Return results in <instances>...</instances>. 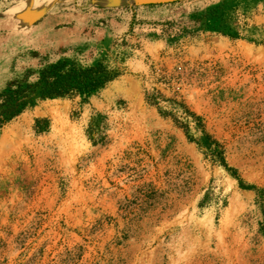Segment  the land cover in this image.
<instances>
[{
  "label": "rangeland",
  "instance_id": "obj_1",
  "mask_svg": "<svg viewBox=\"0 0 264 264\" xmlns=\"http://www.w3.org/2000/svg\"><path fill=\"white\" fill-rule=\"evenodd\" d=\"M213 4L239 37L191 17ZM58 59L119 74L0 126V264H264V0H0V91Z\"/></svg>",
  "mask_w": 264,
  "mask_h": 264
},
{
  "label": "trees",
  "instance_id": "obj_2",
  "mask_svg": "<svg viewBox=\"0 0 264 264\" xmlns=\"http://www.w3.org/2000/svg\"><path fill=\"white\" fill-rule=\"evenodd\" d=\"M175 1L178 0H170L164 3ZM191 17L195 20L204 18L202 22L204 27L225 34L230 38L240 36L237 30V20L231 15L223 13L220 4L198 9ZM118 74L116 65L110 66L108 62L102 60L83 66L74 60L58 59L43 63L36 69L27 68L20 77L7 80L4 88L0 91V126L30 107L34 99L77 97L80 102H84L91 94L101 89ZM148 98L153 99L151 95ZM169 105L175 110L179 108L181 120L178 123L185 131H187L190 122H193L194 127L202 128L200 117L187 110L182 104L171 99ZM161 110V112H165V110ZM36 123H42L40 130H43L46 120H36ZM93 125L92 120L89 130ZM203 135L211 143V147H209L211 160L218 161L225 166L218 143L211 139L207 133L204 132ZM250 187V185L246 186V188ZM256 204L260 216L257 222L258 231L264 236V196L262 191L256 193Z\"/></svg>",
  "mask_w": 264,
  "mask_h": 264
},
{
  "label": "crops",
  "instance_id": "obj_3",
  "mask_svg": "<svg viewBox=\"0 0 264 264\" xmlns=\"http://www.w3.org/2000/svg\"><path fill=\"white\" fill-rule=\"evenodd\" d=\"M121 1V0H119ZM36 2V1H35ZM18 19L22 21V24L26 25H35V24H44L48 20H51V17L46 15L43 12L42 8H36V7H31V8H23L21 7L18 15Z\"/></svg>",
  "mask_w": 264,
  "mask_h": 264
},
{
  "label": "water",
  "instance_id": "obj_4",
  "mask_svg": "<svg viewBox=\"0 0 264 264\" xmlns=\"http://www.w3.org/2000/svg\"><path fill=\"white\" fill-rule=\"evenodd\" d=\"M154 2H166V1H170V0H153Z\"/></svg>",
  "mask_w": 264,
  "mask_h": 264
}]
</instances>
